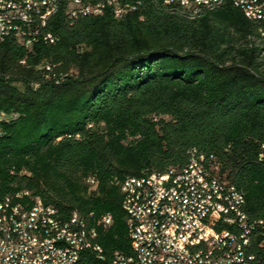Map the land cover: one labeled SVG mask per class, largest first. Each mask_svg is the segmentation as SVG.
Instances as JSON below:
<instances>
[{
  "label": "trees",
  "instance_id": "trees-1",
  "mask_svg": "<svg viewBox=\"0 0 264 264\" xmlns=\"http://www.w3.org/2000/svg\"><path fill=\"white\" fill-rule=\"evenodd\" d=\"M125 1L136 7L120 19L107 7L71 21L59 8L46 22L54 44L0 45V197L27 189L89 223L111 214L97 227L107 260L92 264L129 252L120 181L182 168L193 147L216 157L248 216L264 219L256 22L233 0Z\"/></svg>",
  "mask_w": 264,
  "mask_h": 264
},
{
  "label": "built area",
  "instance_id": "built-area-1",
  "mask_svg": "<svg viewBox=\"0 0 264 264\" xmlns=\"http://www.w3.org/2000/svg\"><path fill=\"white\" fill-rule=\"evenodd\" d=\"M187 5L193 0H183ZM53 0H6L0 10V44L8 36H25L41 32L54 44L58 36L43 24V16ZM136 2V1H133ZM210 6L221 0H201ZM236 7L251 9L264 28V0H233ZM11 8H20L21 16L11 19L16 31L3 25ZM67 19L88 17L87 8L75 7L74 0H60ZM119 19L124 10L116 0ZM19 44V43H18ZM0 116H6L0 110ZM262 155H260L261 157ZM186 173L179 167L141 176L128 175L120 181L122 209L126 215L129 252L116 250L109 264H264L259 261L264 247V219H251L244 210V196L235 191L220 173V162L213 154L193 147L188 151ZM87 182L94 186V177ZM111 214H103L93 223L76 210L53 212L27 189L0 197V264H89L83 251L98 249L87 246L81 226L89 225L90 237L98 238L97 227L112 224ZM54 231L52 242H44L43 233ZM70 232V239H63ZM62 242L74 244V254L62 249ZM106 259V257H102Z\"/></svg>",
  "mask_w": 264,
  "mask_h": 264
},
{
  "label": "bare ground",
  "instance_id": "bare-ground-1",
  "mask_svg": "<svg viewBox=\"0 0 264 264\" xmlns=\"http://www.w3.org/2000/svg\"><path fill=\"white\" fill-rule=\"evenodd\" d=\"M194 1H196L197 3L201 2V0H194ZM238 1H247V0H238ZM3 2H6V0H0V10H4ZM59 2L60 0H53V2L51 3V6L48 8L47 14L43 16V24H46L48 18L59 9ZM12 3H19V0H12ZM181 3L183 5L188 6L186 3H184L183 0H181ZM204 3H208V2H204ZM121 4L124 5V10H131V9L134 10L136 7L134 4L126 2L125 0H121ZM74 6L75 7L86 6L87 15H100L104 12V10L107 7H109L112 10L115 18L119 19V14H117V9H116V0H97V1L96 0H74ZM239 8L247 16L254 19V21L257 24L259 41L264 43V28H262V24L258 21L257 16L253 14L251 9H247L246 7H239ZM15 16H21L20 8H11V12H8V17H3V25H9V31H16V24H11V19H15ZM8 37H13L17 40V36H8ZM36 39H42L44 41H49V36H43V33L41 32H34L33 35H28L27 46L30 47L32 42ZM18 42L22 43L23 45H26V37L18 36ZM1 118L2 117L0 116V119ZM179 173H186V166L179 168ZM235 191L240 192L239 190L236 189V187H235ZM240 195L243 196L241 192H240ZM52 206H53V212H60V210L57 207H55L54 205ZM86 223H89L87 219H86ZM81 234L83 238H88L87 246L98 249V253L94 251H83V258H86L89 264H92L91 261H94V262L97 261L99 263L104 261V259L99 257V255L104 257L103 248L97 242V237H90L89 225L81 226ZM53 239H54V231H45L43 233L44 242H52ZM63 239H70V232H63ZM62 249L64 251H67V254H74V244H71L70 242H62ZM259 261L264 262V254L259 256Z\"/></svg>",
  "mask_w": 264,
  "mask_h": 264
},
{
  "label": "rangeland",
  "instance_id": "rangeland-1",
  "mask_svg": "<svg viewBox=\"0 0 264 264\" xmlns=\"http://www.w3.org/2000/svg\"><path fill=\"white\" fill-rule=\"evenodd\" d=\"M65 75V74H64ZM64 75H61V76H64Z\"/></svg>",
  "mask_w": 264,
  "mask_h": 264
}]
</instances>
